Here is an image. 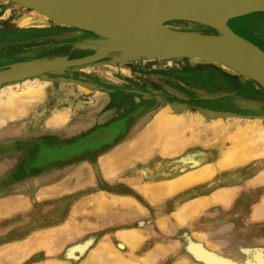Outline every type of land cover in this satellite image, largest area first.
<instances>
[{"label":"rangeland","instance_id":"obj_1","mask_svg":"<svg viewBox=\"0 0 264 264\" xmlns=\"http://www.w3.org/2000/svg\"><path fill=\"white\" fill-rule=\"evenodd\" d=\"M39 15L0 0V72L27 62L37 49L84 40L83 35L45 39L81 30ZM247 22H264V13L228 23L263 50L258 39L264 40V29H253L250 36L239 27ZM165 26L216 34L188 22ZM81 54L68 59L92 55ZM221 66L204 59H107L1 87L4 100L26 90L28 82L43 86L44 93L26 101L23 116L0 125V264H89L92 254L104 258L102 248L112 247L128 264H201L187 253L185 233L239 263L246 259L240 251L264 249V158L219 169L160 202L142 193L144 185L182 177L181 156L208 150L214 155L203 166L221 158L217 132L208 130L216 125L166 134L149 129L170 105L180 108L181 120L201 110L219 114L211 122L223 119L232 127L255 125L258 119L264 130V88ZM118 160L120 171L113 176ZM220 190L233 194L230 204L214 200ZM198 200L204 204L199 215L185 223L175 219L182 206ZM129 231L143 238L134 252L120 242V234ZM103 258L91 264H117L114 257Z\"/></svg>","mask_w":264,"mask_h":264},{"label":"bare ground","instance_id":"obj_2","mask_svg":"<svg viewBox=\"0 0 264 264\" xmlns=\"http://www.w3.org/2000/svg\"><path fill=\"white\" fill-rule=\"evenodd\" d=\"M9 1L13 2L14 4H18V5L22 6L23 8L28 7V6L33 7L32 9H34V11H37L40 15L44 16L46 19L51 20L54 23H60L61 25H67L68 22L67 23H65L66 21L62 22L61 19L58 18V16L62 15V17H64L66 20H68L70 22L72 19H75V15H78V13H74V12L55 11V10H50V9H46V8H42V7H37L34 5H30V4H28L22 0H9ZM170 1H173V3L179 2V3L197 4L200 7L201 18H205V19H207V21L213 20L215 18V15H218L219 13H221L225 10H228V9L232 10V11L233 10H239L237 8L238 6L236 5V3L229 1V0H170ZM155 4H156V0H111V1L104 2V3H99V4H96L92 7L84 9L83 11H81V14L88 12V13H90L91 19H96L97 21L107 23L111 27L121 31L124 34H136V33L144 32V31L149 33L151 31L152 9L155 6ZM81 14L79 13V15H81ZM241 17H243V16H241ZM238 18H240V17H238ZM45 21H47V20H45ZM247 23L240 24L239 27H240V30H243V31H244V29H246V31L249 32L250 36H252L251 31L253 29L254 30L260 29V28L264 29V22H261L260 24H257L255 22H253V23L247 22ZM68 25H70V24H68ZM245 27H247V28H245ZM232 31L237 33L233 28H232ZM82 34H83V32H81V31L77 32V33H70V34L66 33L63 35H59V38L56 37V39L66 38V37H71V38L72 37H80V35H82ZM238 34L239 33H237V35ZM240 35L241 34H239V36ZM258 35H260V34H258ZM94 36L97 37L96 35H94ZM91 41H92V39L85 40V41L81 40L80 42H78L74 45H71L69 47H65L62 50H52V51H48V52H42V53H40V55H39V53L30 54L28 56V58L30 57V60H28L27 62H33V61H39V60L40 61L50 60V59H54V58L68 57V55L70 56V55H76V54H81V53L91 54L92 51H91L90 45L88 44ZM258 41L262 46H264V40H261L259 37ZM252 44H254L257 48L262 50V48H260L257 44H255V43H252ZM262 51L264 52V50H262ZM153 56L154 57H161L162 55H160L158 53H154ZM217 59H218V61H220L222 63V65H224V66L228 65L227 68L230 69L234 74H236L238 76H242L241 73H239L235 69L230 68L229 66L235 67L236 69H239L240 71H247V70L251 71V70H253V71H256V74L258 75V77H261V78L264 77V69L259 64H257L256 62H254L250 59L236 58V57H220ZM27 84H28V86H27L26 90H24L23 92H20V93L13 92L9 97H7L8 98L7 100H4L2 98L0 99V125L2 123V120L9 121V120H13L15 118H19L20 116H23V114L25 113V105L27 104L26 101L27 100L29 101L30 99L34 100V99L39 98L43 95V93H44L43 86L37 85V83H35V82H33V83L28 82ZM9 85H12V84H9ZM228 85H227V87H228ZM224 90H225V88H224ZM29 104H30V102H29ZM179 110H180V108L174 104L170 105L166 109H163L162 111L159 112L156 119L155 120L153 119L154 121H152V123H150V125L148 124L149 129H152L153 131L159 132L161 134H166L168 132L177 133V132H180L183 130H187L189 128H193V129L195 128L198 130L199 129L198 127H200L206 123L210 124V125H216L214 127L213 126L208 127V130H214L217 132V134L212 133V135L213 134L216 135V137L219 139L220 146L218 149V153L221 155V158H220L219 162L215 165H204L203 166V164L209 158L213 157V155H214L213 153H210L208 150H205V151L204 150H195L189 156H185V157L181 156V158L178 159L179 161H178L177 171H178V173H180V175H183V176L180 178H177V179L174 178L173 180L168 181V182H162V183L156 182L153 184L150 183V184L144 185V188H143L144 191H142V193L144 192V195H146L147 197L150 196L151 197L150 199L153 198L156 201L159 200V202H160V200L163 199L164 197H166V195L176 194L185 188L195 186L197 184L204 182L208 178L212 177L215 174V172L219 169H221V170L222 169H229L232 167H237L240 165L248 164L249 162H252L253 160L264 158V130L260 126L261 123L257 124V123H259V121L261 122V120H259L257 122L258 119H256L255 125L249 124L250 125L249 126L246 124V126L232 127L231 124H229L228 122H226V120H223V119L218 120L217 122H215V121L211 122L209 116L207 114L201 112V110L199 111V114L194 115V117H191L187 120L186 119L181 120V114H180ZM239 120H241V119H239ZM237 121H238V119H237ZM233 122H231V123H233ZM199 134H200V132H199ZM207 138H205V140ZM210 140H212V139H210ZM196 142L197 141H195L194 143H196ZM168 144H171V141H170V143L168 141ZM204 146H206V145H204ZM127 149H128V147H127ZM130 150L131 149H129V151ZM121 158H119V160ZM119 160L116 161L114 164L112 163L113 166H112L111 172L113 173V176L116 175V173L118 171H120L119 170L120 169V167H119L120 161ZM110 168H111V166H110ZM143 172H145V171H143ZM143 172H142V174H144ZM149 175L150 174L145 172V174L143 176L145 178H150ZM143 189H141V190H143ZM229 191L230 190H228V192L224 191V190L218 191L219 193L215 194L214 200L217 202L227 204V205L230 204L232 201L233 194L230 193ZM202 202H203V200L202 201L198 200V202L192 201V203L190 202L191 204L188 203V205L186 204L187 206H182L183 207V208L181 207L182 210H180L176 213L175 219L177 218L179 221L185 223V221L193 218L194 216L199 215L201 213V211L203 209L202 207L204 205ZM155 203H157V202H155ZM104 205H105V203H104ZM135 207L137 208V210L140 209L138 206H135ZM178 220H176V221H178ZM142 239L143 238L140 234L130 232V231L125 232V233L122 232V234H120V242H122L123 245H126L127 247L132 249L133 252L141 244ZM107 244H109V243H107ZM123 245L121 248H123ZM33 246H36V245H33ZM104 249L102 248L103 251L99 255L102 254V256H105L107 258H109V257L113 258L114 257L115 262L117 264H128L124 260H122L121 257H119L121 255L120 253H118L119 251L117 252L118 255H115V253H113L111 249H109V248L105 249V250ZM94 250H96V248ZM114 250L115 249H113V251ZM94 252H96V251H94ZM262 253L263 252H259V251L254 253L253 257H256V258L259 257V258L251 259L253 264H258V262H260V260H261L260 257H264L262 255ZM97 254H95V255L92 254L90 256V258L88 260L89 264H91V262L94 263L95 259H96V261H97V259H100L99 257H96ZM102 256H100V257H102ZM105 257L104 258L102 257V258L105 259ZM111 258H109V259H111ZM101 259L98 260V262L101 261ZM125 260H126V258H125ZM102 262H103V260H102ZM148 262H149V260H148ZM103 263H105V262H103ZM107 263H109V262H107ZM129 264H133V263H129Z\"/></svg>","mask_w":264,"mask_h":264},{"label":"water","instance_id":"obj_3","mask_svg":"<svg viewBox=\"0 0 264 264\" xmlns=\"http://www.w3.org/2000/svg\"><path fill=\"white\" fill-rule=\"evenodd\" d=\"M7 1L14 4L9 0ZM22 1L50 10L78 13V15H75V19L70 22L62 15L58 18L62 22H68L67 26L91 32L97 38L88 43L92 55L81 59L69 60L68 57H59L10 66L0 72V88L30 78H43L52 74H62L68 69L91 65L107 59L124 63L140 59L186 58L210 60L222 65L217 58L236 57L250 59L264 69V52L249 40L233 32L228 24L229 21L241 16L264 13V0H229L236 3L239 10H225L215 15V18L211 21L201 18L200 7L197 4L156 0L151 14V31L136 34H124L107 23L91 19L88 12L81 14L84 9L111 0ZM25 8L32 9L33 7L28 6ZM170 22H188L201 25L212 29L216 34L205 35L198 32L173 30L165 26ZM69 38L71 37L65 39ZM154 53L162 56L154 57ZM227 66L224 67L227 68ZM229 67L241 73L242 77L255 81L264 88V77H258L256 71H240L235 67ZM203 113L207 114L210 119L219 115L208 112ZM184 239L187 243V253L192 256L194 261L201 264H253L251 259L259 258L253 257L254 253L263 252L262 255L264 256V249L242 250L240 252L245 255L246 259L244 262L239 263L233 258L224 257L208 250L203 244L193 241L192 237L186 233ZM260 258L258 264H264V257Z\"/></svg>","mask_w":264,"mask_h":264},{"label":"flooded vegetation","instance_id":"obj_4","mask_svg":"<svg viewBox=\"0 0 264 264\" xmlns=\"http://www.w3.org/2000/svg\"><path fill=\"white\" fill-rule=\"evenodd\" d=\"M70 34V33H77V31H74V32H63L62 34H60V35H63V34ZM83 35V38H84V41L85 40H89V39H92V38H95L94 36H92V35H89V34H82ZM54 36H59V35H51V36H48V37H46L45 39H51V40H53L51 37H54ZM82 40V39H81ZM83 41V40H82ZM61 46H64V44L63 45H61V44H51V45H49L48 47H44V48H42V49H37L36 51H33V52H31V53H29V55L30 54H34V53H39V55H40V53H42V52H48V51H52V50H62V49H64L63 47L61 48ZM262 46V45H261ZM264 47V46H263ZM263 50H264V48H263ZM82 55H86V53H83V54H81L80 56H82ZM68 57H75L74 55H68ZM77 57V56H76Z\"/></svg>","mask_w":264,"mask_h":264}]
</instances>
